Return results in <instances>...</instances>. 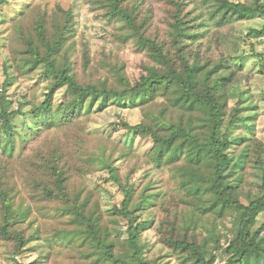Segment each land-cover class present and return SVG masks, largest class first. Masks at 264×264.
<instances>
[{"label":"rangeland","instance_id":"rangeland-1","mask_svg":"<svg viewBox=\"0 0 264 264\" xmlns=\"http://www.w3.org/2000/svg\"><path fill=\"white\" fill-rule=\"evenodd\" d=\"M3 1L0 113L15 115L9 119L11 140L0 120V189L12 205L13 223L8 240L0 234V264H117L106 261L102 249L86 239L85 226L71 212L80 206L86 217L99 220L101 232L113 243L115 259L137 264L127 222L115 214L123 201L122 188L111 179L107 165L115 170L122 187L134 190L133 203L142 193L155 196L151 205L135 214V222L140 224L138 245L146 264H195L171 245L175 240L196 243L212 252L217 241L215 264H226L224 251L236 236L234 214L219 216L208 211L211 195L204 192L207 184L194 193L188 174L199 166L186 156L172 162L164 154L159 160L150 136L122 126L157 128L160 122L186 125L192 119L197 121L192 124L194 131L201 134L198 113L175 107L176 88L160 90L145 104L110 103L103 109L75 114L62 125L39 126L35 115L56 78L44 63L32 61L28 49L34 46L41 57H48L47 44L63 37L52 58L55 72L66 70L78 85L99 90L132 88L150 70L181 71V57L189 65L204 67L205 73L217 67L225 79L227 97L222 133L232 143L227 153L233 165L239 163L228 170L227 182L237 186L238 200L247 205L263 193L264 184V35L258 34L264 31V18L216 25L203 0H123L121 8L133 18L135 32L125 21L112 17L107 0ZM176 2L182 4L180 19L187 33L194 35L182 42L181 51L170 36ZM41 24L44 41L37 31ZM140 37L160 46L167 64L141 49ZM70 99L66 88L58 90L51 100L52 116ZM235 115L236 122L230 124ZM54 157L65 170L66 198L62 199L43 191L55 193L48 168ZM208 170L206 165L199 167L202 175ZM3 217L0 200V229ZM262 224L264 212L255 229ZM17 234L27 241L23 250H18L13 239ZM261 236L264 238V232ZM60 237L67 243L51 244V239ZM70 239L73 241L68 242Z\"/></svg>","mask_w":264,"mask_h":264},{"label":"trees","instance_id":"trees-1","mask_svg":"<svg viewBox=\"0 0 264 264\" xmlns=\"http://www.w3.org/2000/svg\"><path fill=\"white\" fill-rule=\"evenodd\" d=\"M111 7V15L126 22L127 26L138 31L134 25L133 18L126 14L122 8L123 0H107ZM4 1L0 0V5ZM202 4H209L208 9L211 10L210 20L216 25H224L230 21L250 20L255 17L264 18V0H252L251 2H234L231 0H203ZM176 7L175 22L171 25V39L174 47L181 51V44L186 39L193 38L194 35L187 33V27L183 20L180 19L182 12L181 2L174 3ZM38 34L41 40H46L44 24L38 26ZM259 35H264V31H260ZM63 37H57L53 44H47V56H40L36 47L30 46L32 61L34 63H44L46 70L54 75L56 81L47 94L46 100L39 106L35 118L39 121V126L46 125L50 128L53 125H62L68 122L69 117L75 114L88 112L95 107L99 109L105 108L110 103L145 104L153 98L160 90L169 91L176 88L177 97L174 105L184 109L186 112L194 114L198 113V122H200L199 131H194L192 124L197 121L190 119L186 125L168 124L163 122L157 124V128L147 127L143 125L131 126L123 123L125 129L133 131H142L151 137L156 144V158L169 154L172 162L179 160L181 156H186L195 167L206 165L209 170L207 175H202L199 167L190 171L188 181L194 184V193L200 192L203 183L207 184L204 192L211 195V205L208 211L216 212L219 216L229 212L234 214L236 236L229 243L224 253L227 255L226 264H264V238L261 236L264 232V224L255 229L258 216L264 212V184L263 193L258 197L249 200L247 205L242 204L238 200L237 186L227 182L228 170L232 166H238L239 163L233 165L232 158L228 155L232 143L228 139L226 133H222L224 111L227 106V97L225 89L224 77L221 78L219 70H210L205 73L204 67L197 64L189 65L185 57H181V71L170 70L169 73H159L150 70L149 75L142 79L140 83H136L132 88H126L123 91L97 89L93 86L82 87L78 85L74 77L63 70L55 72L53 55L57 54ZM139 47L143 50H149L153 58L161 64H167L168 59L162 53V48L155 42L138 38ZM215 75V76H214ZM214 76V78H213ZM228 82V81H226ZM66 88L71 99L59 109L58 113L53 117L51 113V100L55 93ZM15 114L1 112L0 120L2 122V130L11 140V127L9 119ZM236 115L232 117L230 124L236 122ZM235 120V121H234ZM162 126V127H161ZM164 126V127H163ZM160 128V129H158ZM168 132V133H162ZM168 155V156H169ZM54 163V164H53ZM53 164V165H52ZM48 168L54 177L55 193L48 189H43L47 196H53L54 199L66 198L65 186V170L59 164L56 157L50 160ZM111 179L122 188L123 201L121 207L116 210V215L126 220L128 226V241L134 251L133 259L137 264H146L142 260V251L138 245L137 234L140 224H136L135 214L144 210L153 203L154 194L142 193L140 200L133 203L134 190L130 187H122L114 173L115 170L107 165ZM147 190V189H146ZM0 200L3 208V226L0 234L5 240L10 238V228L12 223V205L8 196L0 189ZM74 217L83 226H85L86 239L95 243L99 249H102L103 256L106 261H112L117 264H125L123 261L115 259L113 255V243H111L107 235L101 232L99 220L86 217L83 214V207L74 208ZM18 244V250H23L27 245V241L21 234L13 236ZM70 239L68 242H72ZM51 244H66L65 238H53ZM175 249H179L182 254L194 260L195 264H215L217 257L214 252L219 250V243L216 241L213 252L204 246H198L196 243H188L183 240H175L171 242Z\"/></svg>","mask_w":264,"mask_h":264}]
</instances>
